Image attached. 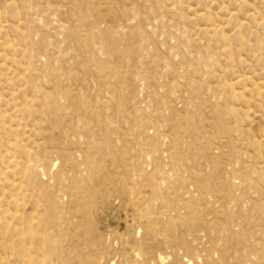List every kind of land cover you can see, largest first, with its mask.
<instances>
[{
  "label": "rangeland",
  "instance_id": "obj_1",
  "mask_svg": "<svg viewBox=\"0 0 264 264\" xmlns=\"http://www.w3.org/2000/svg\"><path fill=\"white\" fill-rule=\"evenodd\" d=\"M0 264H264V0H0Z\"/></svg>",
  "mask_w": 264,
  "mask_h": 264
},
{
  "label": "bare ground",
  "instance_id": "obj_2",
  "mask_svg": "<svg viewBox=\"0 0 264 264\" xmlns=\"http://www.w3.org/2000/svg\"><path fill=\"white\" fill-rule=\"evenodd\" d=\"M10 160H11V159H10ZM12 161H13V160H12ZM35 169H36V168H35ZM212 204H213V203H212ZM211 206H212V205H211ZM212 208L214 209V204H213V207H212ZM212 208H211V209H212ZM15 217H16V216H15ZM25 257H26V255H25ZM25 257H24V258H25ZM26 258H27V259H26V263H30V262H29V259H28V255H27ZM30 258H31V257H30Z\"/></svg>",
  "mask_w": 264,
  "mask_h": 264
}]
</instances>
